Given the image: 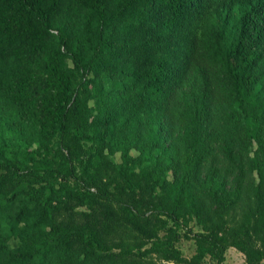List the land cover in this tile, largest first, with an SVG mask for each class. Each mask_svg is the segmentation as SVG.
I'll use <instances>...</instances> for the list:
<instances>
[{
  "label": "trees",
  "instance_id": "16d2710c",
  "mask_svg": "<svg viewBox=\"0 0 264 264\" xmlns=\"http://www.w3.org/2000/svg\"><path fill=\"white\" fill-rule=\"evenodd\" d=\"M228 246L264 264V0H0V264Z\"/></svg>",
  "mask_w": 264,
  "mask_h": 264
},
{
  "label": "rangeland",
  "instance_id": "374dc122",
  "mask_svg": "<svg viewBox=\"0 0 264 264\" xmlns=\"http://www.w3.org/2000/svg\"><path fill=\"white\" fill-rule=\"evenodd\" d=\"M65 62H66V65H70V62L68 60H65ZM136 153L137 152L133 149L129 150V155H135ZM111 158L115 163H117L119 161V153L115 152L111 156ZM253 175L254 174L252 175L248 174V176L246 177V180L252 179ZM166 179H171L169 172L166 173ZM240 201H243V198ZM235 206L237 208L235 211H237L240 204H235ZM77 209H80V207H77ZM115 212H118V211H115ZM188 225L191 227L192 230H199V226L193 223V220L189 221ZM112 234H111L112 235L111 239H114V240L119 239L121 244H123V241L127 242L128 249L130 251H133L134 253H136L137 251H142V249L147 247L146 242H144L143 240L139 238H137L138 241L135 242V243L137 242L142 243V244H139L138 250L134 248L138 245L130 244L136 238L133 235V231H128V232L124 231V232H116V233L113 232ZM173 246L185 258H189L196 251L195 242L188 237L179 236V234H177L176 240L174 241ZM145 258L146 259L144 260V264H174L172 261H167V260L158 258L153 254L147 255ZM196 262L198 264H215V260L211 256H209V254L207 253H203V255L200 258H198ZM220 264H255V263L247 262L242 252L237 251L233 246H228L224 253V260ZM260 264H263V263H260Z\"/></svg>",
  "mask_w": 264,
  "mask_h": 264
}]
</instances>
